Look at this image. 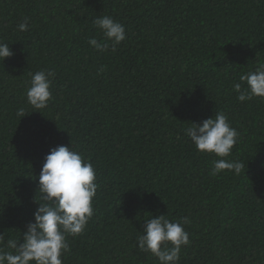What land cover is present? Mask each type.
Returning <instances> with one entry per match:
<instances>
[{
    "label": "trees",
    "instance_id": "obj_1",
    "mask_svg": "<svg viewBox=\"0 0 264 264\" xmlns=\"http://www.w3.org/2000/svg\"><path fill=\"white\" fill-rule=\"evenodd\" d=\"M104 15L126 30L114 52L88 43L103 42ZM0 41L13 52L0 60V248L23 241L45 156L72 143L99 187L63 264H158L137 236L161 214L189 220L178 264H264V98L233 91L264 64V0H0ZM40 70L55 75L37 110L26 89ZM216 112L239 132L225 158L238 175H212L220 158L184 135Z\"/></svg>",
    "mask_w": 264,
    "mask_h": 264
},
{
    "label": "clouds",
    "instance_id": "obj_2",
    "mask_svg": "<svg viewBox=\"0 0 264 264\" xmlns=\"http://www.w3.org/2000/svg\"><path fill=\"white\" fill-rule=\"evenodd\" d=\"M93 25L103 34L104 40L101 42L92 37L88 43L99 52H106L109 48L114 52L126 39L124 25L110 16L94 18ZM28 28V18H25L18 30L27 31ZM12 55L9 44L0 41V60ZM29 75L27 101L33 108L43 109L52 99L51 85L55 73L40 70ZM239 81L233 85V91L240 102L254 97L264 98V64L241 74ZM24 115L25 109H18L17 116ZM184 135L198 151L220 158L213 161L212 175L224 170L238 175L244 168L238 160L225 159L237 143L239 132L223 112H216L202 122L192 121L184 129ZM96 179L94 165L72 143L71 147L59 145L51 148L38 177L40 198H36L39 206L34 212V220L29 221L23 231L22 242L21 237L6 242V247L14 251L0 248V264H63V256L70 250L67 236L83 233L94 215L93 200L99 187ZM188 223L187 217L171 221L164 214L145 218L143 230L137 236L138 249L157 257L158 264H178L182 248L190 244L185 229ZM2 240L3 234H0Z\"/></svg>",
    "mask_w": 264,
    "mask_h": 264
}]
</instances>
